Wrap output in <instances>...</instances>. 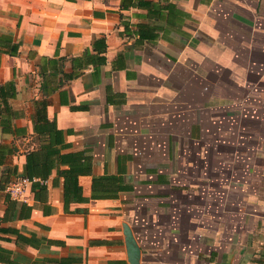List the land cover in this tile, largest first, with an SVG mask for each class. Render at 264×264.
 <instances>
[{"label":"crops","instance_id":"crops-1","mask_svg":"<svg viewBox=\"0 0 264 264\" xmlns=\"http://www.w3.org/2000/svg\"><path fill=\"white\" fill-rule=\"evenodd\" d=\"M0 43V264H264V0H0Z\"/></svg>","mask_w":264,"mask_h":264},{"label":"trees","instance_id":"trees-1","mask_svg":"<svg viewBox=\"0 0 264 264\" xmlns=\"http://www.w3.org/2000/svg\"><path fill=\"white\" fill-rule=\"evenodd\" d=\"M121 5L123 7V4H121ZM0 45H2V43H0ZM13 48H14V45L12 46V49ZM84 54L87 55L88 52L86 51ZM14 97H15V86H14L13 81H8V82L0 85V130L2 133H8L9 132L11 119L15 117V114L11 110L10 105H9V100L13 99ZM27 159H28V157H27ZM0 162H2V160H0ZM27 168H26V174L25 175L18 176L14 180L19 179V178L32 179V176L30 175V173H28ZM13 181L6 183L4 189H6V187L10 183H12Z\"/></svg>","mask_w":264,"mask_h":264},{"label":"water","instance_id":"water-1","mask_svg":"<svg viewBox=\"0 0 264 264\" xmlns=\"http://www.w3.org/2000/svg\"><path fill=\"white\" fill-rule=\"evenodd\" d=\"M123 228L128 261L130 264H139L140 248L138 247L130 228L126 224L123 225Z\"/></svg>","mask_w":264,"mask_h":264},{"label":"built area","instance_id":"built-area-1","mask_svg":"<svg viewBox=\"0 0 264 264\" xmlns=\"http://www.w3.org/2000/svg\"><path fill=\"white\" fill-rule=\"evenodd\" d=\"M31 182H34V180L28 178L16 179L6 187L5 191L11 199H20Z\"/></svg>","mask_w":264,"mask_h":264}]
</instances>
